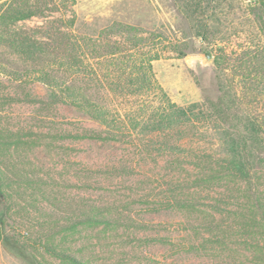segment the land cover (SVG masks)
Returning a JSON list of instances; mask_svg holds the SVG:
<instances>
[{"label": "trees", "instance_id": "1", "mask_svg": "<svg viewBox=\"0 0 264 264\" xmlns=\"http://www.w3.org/2000/svg\"><path fill=\"white\" fill-rule=\"evenodd\" d=\"M55 1L0 6V74L18 85H41L39 103L47 112L72 108L93 124L49 128V144L59 137L122 146L123 158L101 171L138 176L141 195H134L145 210L182 212L192 233L203 234L187 243L203 253V264H264V0L250 1L258 30L236 50L225 47L227 34L220 30L219 10L230 0H176L205 44L199 51L186 46L184 35L176 40L172 32L122 23L75 30L73 17L52 14ZM33 18L41 24L19 25ZM198 53L212 61L218 96L179 106L156 79L153 63ZM41 138L33 136L29 147ZM19 141L20 135L0 129L1 153L18 149ZM0 180L10 186L7 172L0 170ZM130 203L112 198L81 205L74 224L116 228Z\"/></svg>", "mask_w": 264, "mask_h": 264}, {"label": "rangeland", "instance_id": "2", "mask_svg": "<svg viewBox=\"0 0 264 264\" xmlns=\"http://www.w3.org/2000/svg\"><path fill=\"white\" fill-rule=\"evenodd\" d=\"M5 1L0 0V6ZM250 1L230 0L219 10L220 30L227 34L228 50L247 44L258 30L248 9ZM55 3L50 9L52 14L58 19L73 17L75 30H101L122 23L150 32H172L176 40H182L184 35L186 46L197 51L205 47L194 37L195 29L176 0ZM41 22L33 18L19 25L32 27ZM190 56L205 57L201 53L182 59L171 55V59L153 63L156 79L179 106L218 96L212 61L205 58L190 62ZM44 93L39 84L18 85L0 74V129L20 135L18 149L13 146L10 153L0 152V170L7 172L10 184L7 187L0 180V264H71L57 256L63 253L86 264H203V253H194L187 245L201 241L203 234L192 233L182 212L145 210L134 195H141L138 176L119 178L101 171L100 166L123 158L122 146L59 137L49 144V128L55 131L74 128L78 122L93 124L72 108L58 107L50 112L42 109L39 102ZM45 116L54 123L50 125ZM35 135L42 137L41 143L30 148L29 142ZM12 163L15 167L10 166ZM150 167L158 171L157 166ZM200 196L202 201L203 194ZM112 198L131 201L121 211L124 219L116 228L74 224L79 206Z\"/></svg>", "mask_w": 264, "mask_h": 264}, {"label": "water", "instance_id": "3", "mask_svg": "<svg viewBox=\"0 0 264 264\" xmlns=\"http://www.w3.org/2000/svg\"><path fill=\"white\" fill-rule=\"evenodd\" d=\"M204 59H205V57H201V56H190L187 58V60L190 62H199V61H202Z\"/></svg>", "mask_w": 264, "mask_h": 264}]
</instances>
